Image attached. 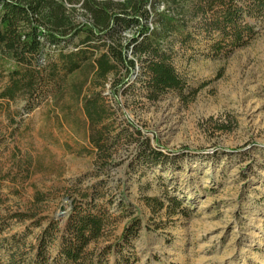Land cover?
<instances>
[{"label": "rangeland", "instance_id": "rangeland-1", "mask_svg": "<svg viewBox=\"0 0 264 264\" xmlns=\"http://www.w3.org/2000/svg\"><path fill=\"white\" fill-rule=\"evenodd\" d=\"M76 8L72 19L81 23L85 17ZM174 65L186 84L181 94L170 92L156 102L138 90L119 97L123 140L103 169L95 153L87 152L82 123L61 126L51 94L28 114L24 101L9 103L16 125L0 114V156L17 147L19 159L39 166L32 182L44 201L33 204L30 188L15 196L3 182L0 213L59 220L69 211L68 196L102 182L106 200L114 203L124 195L143 220L125 259L112 256L109 264H264V22L245 47L215 59L178 57ZM109 92L106 84L103 93ZM137 139L149 140L163 155L159 166L136 160ZM166 195L178 199L184 212L153 216L141 201ZM40 231L29 222H10L2 235L13 249L4 245L1 262L7 263L17 243V264L25 260Z\"/></svg>", "mask_w": 264, "mask_h": 264}, {"label": "trees", "instance_id": "trees-1", "mask_svg": "<svg viewBox=\"0 0 264 264\" xmlns=\"http://www.w3.org/2000/svg\"><path fill=\"white\" fill-rule=\"evenodd\" d=\"M76 7L85 17L81 23L72 19ZM263 22L264 0H0V114L13 127L9 103L24 101L28 114L51 94L61 126L66 122L78 128L82 123L87 152L95 153L106 168L123 140L119 97L138 90L156 102L170 92L181 94L186 84L175 59L230 54L245 47ZM106 84L108 95L103 93ZM77 113L82 120L76 119ZM136 141V160L159 166L163 155L149 140ZM6 155L5 150L0 156V184L7 183L15 196L30 188L33 204H41L44 199L32 182L39 166L31 168V159H19L17 147ZM2 158L8 165H2ZM102 187L97 183L68 196L69 211L59 220L30 212L0 213V250L4 245L13 249L2 235L10 222H29L41 231L29 245L30 256L18 264H109L112 256L125 259L123 252L139 236L143 220L124 195L114 203L106 200ZM141 201L153 216L184 212L182 203L167 195L144 196ZM18 244L7 263L0 259V264H17Z\"/></svg>", "mask_w": 264, "mask_h": 264}]
</instances>
